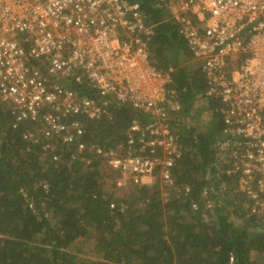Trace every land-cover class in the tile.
<instances>
[{
    "label": "built area",
    "instance_id": "1",
    "mask_svg": "<svg viewBox=\"0 0 264 264\" xmlns=\"http://www.w3.org/2000/svg\"><path fill=\"white\" fill-rule=\"evenodd\" d=\"M158 1L198 66L203 97L221 104L217 147L251 211L261 213L264 0ZM153 25L132 0H0V102L11 126L32 123L38 135L25 136L45 140L46 149H54L55 140L98 153L117 189L155 177L173 186L181 149L168 121L181 106L170 87L172 68L150 62ZM123 103L151 119H132L121 148L86 146L82 120Z\"/></svg>",
    "mask_w": 264,
    "mask_h": 264
},
{
    "label": "trees",
    "instance_id": "2",
    "mask_svg": "<svg viewBox=\"0 0 264 264\" xmlns=\"http://www.w3.org/2000/svg\"><path fill=\"white\" fill-rule=\"evenodd\" d=\"M132 1L154 24L150 62L172 68L170 87L181 106L168 121L181 149L172 168L174 191L161 197L155 177L151 186H130L114 197L101 179L102 167L111 176L98 153L55 140L54 149L44 148L43 139L34 143L25 136L34 125L12 127L0 102V264H253L251 252L254 264H264V216L246 218L239 198L228 195L236 192L238 175L217 147L221 104L203 97V77L168 7ZM197 94L204 100L195 110ZM200 112L207 122L196 121ZM100 113L82 120L81 140L95 150L121 148L132 119H151L126 103Z\"/></svg>",
    "mask_w": 264,
    "mask_h": 264
},
{
    "label": "rangeland",
    "instance_id": "3",
    "mask_svg": "<svg viewBox=\"0 0 264 264\" xmlns=\"http://www.w3.org/2000/svg\"><path fill=\"white\" fill-rule=\"evenodd\" d=\"M191 60L189 61H185L184 62V65H185V68L186 70H192V66L189 65ZM204 100V98L200 97L199 94H197L196 96V99L194 101V104H193V108L196 110L199 106L202 105V101ZM206 112V111H205ZM205 112H200V115L198 118H196V121L198 122H201V123H204V122H207V117L209 116L207 113ZM33 128V127H32ZM32 128L31 129H28L27 132L29 133H32L33 135H38V133H36L35 131H32ZM34 129V128H33ZM26 133V132H25ZM29 133H26L29 135ZM30 136V135H29ZM29 139V137H26ZM101 179L102 181L104 182V186L108 188V190H110L109 192L113 194L114 197H123L124 195H126L128 192H131V190L134 188L132 187H128V188H123V189H117V188H113L112 186H110V179H108L107 175H106V170L105 168L102 167L101 169ZM155 181L157 180H154L152 178H145L144 179V183H142L141 185H145V186H151ZM158 188H159V192H160V196L161 197H165L167 195H169L170 193H172L174 190L173 187H170V186H164L160 181H158ZM139 185V186H141ZM175 189V188H174ZM177 189V188H176ZM178 190V189H177ZM228 195L230 197L236 195L238 198H239V203L241 204V207L243 208L244 212H246V215L245 217H249V214H253L255 212H252L251 211V204L250 202L247 200V198L239 191V188L237 186V190L236 192H229ZM209 201L206 203V208H208L209 212H210V216H212L211 212H213L212 210V200L211 199H208ZM242 200V201H241ZM256 215H260L261 217L264 216V211L261 212V213H258ZM240 220H237V222H239ZM263 227V226H262ZM252 230V228L249 229V231ZM259 230V229H258ZM250 259L252 261V263L254 264L255 262V254L254 252H251L250 253ZM256 264V263H255Z\"/></svg>",
    "mask_w": 264,
    "mask_h": 264
}]
</instances>
